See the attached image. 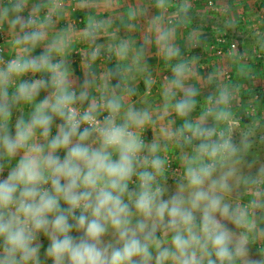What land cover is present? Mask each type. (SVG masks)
I'll list each match as a JSON object with an SVG mask.
<instances>
[{
  "label": "clouds",
  "instance_id": "obj_1",
  "mask_svg": "<svg viewBox=\"0 0 264 264\" xmlns=\"http://www.w3.org/2000/svg\"><path fill=\"white\" fill-rule=\"evenodd\" d=\"M14 11H22V6L14 5ZM11 23L23 28L32 21L21 24L17 16ZM42 38L43 33L33 31L16 43L35 44ZM53 50L60 51L50 48L38 58H17L0 68V156L12 160L23 151L0 180V264H42L41 235L50 241L44 256L52 264H255L248 235L226 223L236 228L247 224L246 212L224 199L231 192L233 172L216 175L217 163L238 151L231 140L200 143L183 179L174 187L162 184L165 161L156 155L159 146L146 145L134 131L151 120L149 112L134 107L122 111L121 97L114 93L102 91L98 100L89 101L88 92H78L68 79L63 62H53ZM176 55L175 48L165 49L166 59ZM172 71L171 83L183 89L187 66L177 63ZM28 72L48 76L21 82L9 98L12 78ZM48 89L30 120L16 121L13 136L11 105L31 102ZM195 95L189 88L175 103L178 116L193 110ZM227 100L222 94L221 103ZM85 101L87 107L82 108ZM101 109L108 113L103 119ZM227 117L226 111L216 114L217 120ZM183 131L198 139L213 135V130L187 122ZM4 171L0 164V174ZM132 182L136 187L130 189ZM73 231L82 234L79 239Z\"/></svg>",
  "mask_w": 264,
  "mask_h": 264
},
{
  "label": "crops",
  "instance_id": "obj_2",
  "mask_svg": "<svg viewBox=\"0 0 264 264\" xmlns=\"http://www.w3.org/2000/svg\"><path fill=\"white\" fill-rule=\"evenodd\" d=\"M49 1L52 3V0H0V25L4 30L3 42L7 59L11 61L19 58L23 61L38 58L48 52L50 48H59L60 51L53 50L51 52L53 62H63V67L68 71V79L74 83L78 92L79 90L88 92L89 101L94 98L98 100L102 91L108 96L113 93L116 94L112 88L110 77V65L114 61L123 68V90L120 94H116L121 97L122 111L134 107L137 110H147L151 116L149 122L135 129L137 134L144 140L146 145L152 143L163 145V143L165 144L170 140L168 137L172 136L174 129L177 128L170 123L173 118H171L172 114L168 109V103L173 104L176 96L183 97L189 88L194 89L196 94L203 88L201 78H203V69H206V65L203 66L201 62L196 61V59L202 58L203 51L198 49L199 51L193 53L195 60L191 61V50H195L190 48L191 43L189 46L188 40L191 39V33H186L187 30L185 33H179L172 30L171 26H165L166 30L158 35L154 27L155 24L161 25V18L157 16L149 17L148 14L144 15L138 8H134L131 16L125 15L119 18L118 22L120 24L126 23L127 25L119 29L121 40L117 41L116 37L113 39L114 35H111L113 32L109 25L104 26V34L102 32L98 34L94 28L85 26L87 24L85 18L79 15L80 11L76 12L77 10H75L74 12L73 8L66 11L62 6L59 7L58 12L53 13V20H51V18H48V13L53 10H50L47 5ZM53 2L55 4V1ZM211 2L214 1L209 0V3ZM234 3L235 6L238 4L243 5L241 12L244 14L231 20L233 23L231 21L226 22L228 35H222L227 38L226 47H228V52L225 53H229L226 57L230 58L225 60L226 67L229 65L236 72L238 78L241 79L238 80L240 81L239 86H242V83L251 85L252 82L256 83L257 79H253L254 75H251L250 72L252 70L264 71V0H236ZM18 4L22 6L20 12L14 11V5ZM17 16L20 17L21 24H25L29 19L32 23L23 28L20 24L13 27L11 22ZM203 18L207 17L203 16ZM109 20L111 21V19ZM170 21L173 22L172 19ZM80 22L85 23V25L81 24V26L79 25L81 28H78L77 25ZM109 22L107 21V23ZM148 23H153L151 28L147 27ZM177 23L182 22L177 20ZM183 27H187V25ZM33 31L43 33V38L35 44L30 42L16 43L25 33ZM124 45H126V48L122 47ZM199 45L201 48V44ZM168 46L175 48L178 55L166 59L165 49ZM182 47L183 50H181ZM97 49H99L98 55L93 57V52ZM117 49L119 50L118 61L116 57L111 60V57L115 56L114 50L117 52ZM180 50L183 54H187L188 61L179 58L184 57ZM177 63L185 64L188 69V75L184 79L182 90L175 88L171 83L174 78L172 69ZM5 66L0 64V68ZM47 76L48 74L45 72H28L13 77L11 86L8 88L9 98L15 94V88L21 82H32ZM258 81L261 82V79ZM50 91L51 89L41 90L39 95L31 102L20 101L11 105L12 115L9 128L13 136L15 135L16 121L23 118L25 122H28L34 106L48 96ZM202 95L203 91L198 97ZM87 104L88 101H85L84 105ZM102 111L105 110L101 109L100 112ZM238 117L241 122L242 115L239 114ZM56 123H59V121L57 120ZM55 133L56 127L54 124L52 135H55ZM162 145L159 146L156 155L166 160L165 155L167 153L164 149H161ZM20 155H23V151L12 160L0 156V164L5 165V171L0 174V180L7 177L8 171L15 167ZM60 155L63 156V152ZM166 174L168 172L164 168L163 175ZM166 180L169 181L170 179L166 178ZM241 231L243 232V230Z\"/></svg>",
  "mask_w": 264,
  "mask_h": 264
},
{
  "label": "rangeland",
  "instance_id": "obj_3",
  "mask_svg": "<svg viewBox=\"0 0 264 264\" xmlns=\"http://www.w3.org/2000/svg\"><path fill=\"white\" fill-rule=\"evenodd\" d=\"M53 1H55V4ZM60 1L64 2L62 8L66 11L73 8L74 12L77 10L76 12L80 11L87 14L88 22L85 20L87 24L80 22L77 26L82 24L87 28H94L98 34L101 32L104 34V26L109 25L113 32L111 35H114L113 39L116 37L117 41L121 40L119 29L127 25L126 23L120 24L118 22L119 18L125 15L131 16L134 8H138L142 14H148L149 17L157 16L161 18V25L155 24L154 27L158 35L166 30L165 26H171L172 30L179 33H185L186 30L188 31L186 33H191V39H186L189 41V46L191 43L190 48L195 49L191 50V61L195 60L193 53L199 51L198 49L203 51L202 58L196 59L203 66L206 65V69H203V78H201L203 88L192 97L195 101L194 110L184 117L178 116L173 106L180 99H184L185 95L183 97L176 96L173 104L167 102L168 109L172 114L171 118H173L170 123L176 126L177 129H174L173 134L175 135L172 134L168 137L170 140L158 146L161 147L162 145L161 149H164L174 161L181 157L182 161L178 163L181 166V172L179 173V177H181L177 179L176 174L173 179L175 182H170L166 178L171 175H164V182L161 181V183L164 184L167 181L174 187L177 181L183 179L185 167L190 158L195 155L192 152L185 154L179 146L185 138H188V135H185L186 131L181 134L185 122L190 123L193 128L200 127L213 130V135L210 138L215 140L214 143H221L225 139L231 140L238 151L235 156L226 162L217 163L218 171L216 175L218 176L222 172H233L228 181L231 192L225 194L224 199L231 207L240 208L246 212L247 224L244 227L236 228L230 222L226 223L234 231L242 232L241 230H243V233L248 235L247 248L249 249L251 261L255 264H264V175H262V170H264V124H262L264 121V98L257 97L258 94H254V91L251 95H245V90L249 88L258 85L264 88V71L252 70L250 74L254 75L253 79H257L256 83L252 82L251 85L242 83V86H239L240 81L238 80L241 79L238 78L236 72L229 65H227L229 68L226 67L225 60L230 59L226 57L229 53L219 55L215 49H212V45L219 36L228 35L226 22H230L234 18L237 19L238 16L244 14L241 12L243 5H233L236 0H213V4L209 3V0H163L162 5L161 0H52L53 5L50 1L47 4L49 9L53 10L48 13V18H51V20H53V15L58 12L57 9L61 7L59 5ZM203 16L208 19L203 18ZM176 18L182 23H177ZM171 19L173 22L170 21ZM204 20L205 22H203ZM107 21L110 22L107 23ZM152 25L153 23H148L147 27L151 28ZM184 25H187V27H183ZM80 26L78 28H81ZM132 27L134 26L132 25ZM182 42L184 43V41ZM199 44H201V48ZM181 50H183V47ZM181 50L180 53L183 54ZM118 51V49L117 52L114 50L115 56L111 57V60L116 57L118 61ZM183 55L184 57L179 58L188 61L187 54L184 53ZM259 79H261V82L258 81ZM201 91H203V95L198 97ZM222 91L223 93H221ZM225 93L228 96L226 104L220 101L221 95ZM241 105L247 107V109L243 108L245 110L243 115L250 117L244 127L236 114L239 110L238 106ZM209 109L212 110L211 115L208 114ZM221 111L228 113L227 119H216V114ZM257 134L263 136L254 137ZM164 161L166 163V160ZM248 226H251V230ZM71 235L79 239L82 234L73 231ZM40 243L43 245L40 250L42 264H52L51 259L44 256V251L50 241L47 237L41 235ZM241 264H244V262L241 261Z\"/></svg>",
  "mask_w": 264,
  "mask_h": 264
},
{
  "label": "trees",
  "instance_id": "obj_4",
  "mask_svg": "<svg viewBox=\"0 0 264 264\" xmlns=\"http://www.w3.org/2000/svg\"><path fill=\"white\" fill-rule=\"evenodd\" d=\"M79 15L83 16L85 18V20L87 21L86 13H80ZM110 77H111V81H112L113 90L115 91L116 94H120L123 90V79H124L123 68L121 66H119L118 64H116L114 61H112L111 65H110ZM117 84H119L118 88L116 87ZM253 91H254V94L255 93L258 94L257 97H259L260 99L264 98V88L261 86H255V87L249 88L248 90H245V95H249V94L251 95V94H253ZM238 108H239V112H237L236 114L242 115L241 123H242V126L244 127L247 124L248 120L250 119V117L248 115H245V116L243 115V114H245V110L243 108L247 109V107L241 105V106H238ZM262 124H264V121ZM185 135H188V138L187 139L185 138L184 142H181L179 144L180 149L185 154H189L191 152L195 153L197 146L202 142H214L215 141L212 138H199L198 139V138L192 136L191 132H187V131L185 132ZM254 137H261V135L257 134ZM181 161H182L181 157H179L178 160H175L174 167H181V166H179L180 164H178ZM166 170H167L168 174H171V176H172V174H173L172 170L171 171L168 169H166ZM168 174H166L165 176H167ZM177 176H178L177 179H179L181 177V176L179 177V174H177ZM168 178L170 179L169 180L170 182H175L173 180L174 178H170V177H168ZM161 181L164 182V178L161 179ZM135 187H136V184L130 183V189L135 188ZM237 264H241V260H237Z\"/></svg>",
  "mask_w": 264,
  "mask_h": 264
},
{
  "label": "built area",
  "instance_id": "obj_5",
  "mask_svg": "<svg viewBox=\"0 0 264 264\" xmlns=\"http://www.w3.org/2000/svg\"><path fill=\"white\" fill-rule=\"evenodd\" d=\"M64 4L63 1L59 2V5L62 6ZM213 4V2H211ZM4 30L3 27L0 25V64L7 65L9 63V59H7L5 55V45H4ZM227 45V38L225 36H219L215 43L212 45V49H215L219 55H224L225 52H228V47ZM87 105H83L82 108H86ZM108 113L106 111L99 112V118L103 119L104 116H106ZM118 122H120L118 120ZM136 132V130L134 129ZM166 157V163H165V168L168 170H172L173 174L170 176V178L176 177V174H179L181 172L180 167H174V160L170 157V155H165ZM171 175V174H170ZM180 175V174H179ZM135 184V182H132Z\"/></svg>",
  "mask_w": 264,
  "mask_h": 264
}]
</instances>
